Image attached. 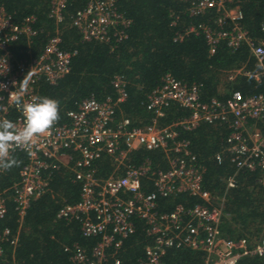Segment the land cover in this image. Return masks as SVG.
Masks as SVG:
<instances>
[{
	"label": "built area",
	"instance_id": "built-area-1",
	"mask_svg": "<svg viewBox=\"0 0 264 264\" xmlns=\"http://www.w3.org/2000/svg\"><path fill=\"white\" fill-rule=\"evenodd\" d=\"M118 1L87 0L84 8L70 17V25L79 31L83 41L119 42L125 38L130 21L118 12ZM183 1L188 3L190 16H209L211 23L191 25L185 35L202 33L210 55L222 42L232 52L240 47L249 50L255 69L228 71L226 82H233L237 75L250 76L257 83L264 81V2L262 35L254 38L241 25L240 3L251 0ZM67 3L68 0H49L48 15L56 24L64 20ZM35 20L34 16H28L17 24L0 8V84L6 86L0 90V120L15 111L14 122L18 125L24 120L13 102L20 91L19 82L30 72V83L22 97L28 101L38 96L41 80L53 85L68 74L75 55L61 49V38L56 32L37 57L13 59L10 44L21 36L31 41L37 35ZM183 36L175 40H182ZM112 86L117 93L115 101L109 97L103 101L82 100L75 110L66 113L68 121L56 124L40 136L31 151L14 152L24 153L26 160L18 179L0 191V221L7 214L10 195L22 222L32 201L47 191L52 172L64 167L79 183L80 195L76 203L63 204L56 218L77 222L86 239L97 238L89 249L77 244L72 248L66 246L69 264H106L109 258L113 264H120L116 254L123 241L135 232L136 221L143 223L150 240L140 264H166L164 256L169 249L199 254L200 264H241L246 258H264V235L240 239L223 236L220 226L228 218L225 194L216 196L202 188L203 169L190 151L189 141L180 137L181 130L191 131L201 124L224 125L228 135L215 160L221 164L226 159L236 166V172L225 181L226 190L235 187L236 174L242 169L258 172L255 183L264 189V128L259 126L264 121V93L243 96L232 90L225 102L212 99L203 103L196 85L188 86L166 74L161 85L148 95L146 108L160 117L163 108L178 104L188 110V117L166 126H157L154 119L151 125L130 127L128 119L118 123L114 120L117 103L127 97L126 82L115 76ZM136 151L161 153L167 168L153 167L148 158L135 163L132 155ZM102 158H107L112 168L104 178L98 177L93 167ZM3 172L0 169V175ZM148 185H152L153 192L147 193ZM181 194L196 197L201 203L179 205L169 212L159 209L157 196L173 198ZM18 234L17 231L13 235L9 228L0 230V264H18L15 259Z\"/></svg>",
	"mask_w": 264,
	"mask_h": 264
},
{
	"label": "trees",
	"instance_id": "trees-1",
	"mask_svg": "<svg viewBox=\"0 0 264 264\" xmlns=\"http://www.w3.org/2000/svg\"><path fill=\"white\" fill-rule=\"evenodd\" d=\"M264 0L241 1L243 13L241 25L249 34L258 38L262 19ZM87 0H68L64 20L56 24L49 18V0H0L2 7L17 24L25 17L34 16L37 35L29 41L21 36L10 44L9 50L16 61L37 57L47 40L58 32L61 49L75 52L70 71L55 84L40 81L37 94L60 101V119L57 124L68 121L66 113L75 110L78 104L88 98L103 101L117 99L112 86L115 76L123 77L126 82L127 97L118 102L115 123L128 119L130 127H144L156 120L157 126H166L179 119L187 118L189 112L178 104L163 108L162 116L156 117L146 108L148 95L159 87L162 78L170 74L180 82L199 88L203 103L212 99L225 102L229 91L237 90L243 96L264 93V81L257 83L250 76L237 75L233 82L225 81V73L244 68L255 69L254 61L246 47L230 51L225 43L209 54L208 44L202 33L185 31L191 25L211 23L209 16L193 17L187 11L188 3L183 0H119L118 12L129 26L125 38L110 44L96 40L83 41L79 31L70 25V17L84 8ZM175 21V24H172ZM182 40H175L179 35ZM1 53V51H0ZM30 55H29V54ZM15 111H10L5 119L14 122ZM264 128V121L259 123ZM183 139L189 141L190 151L197 164L203 169L202 188L213 195L225 194V213L228 218L220 226L224 237L240 239L245 236L264 235V189L256 185L258 172L240 170L236 174L235 187L226 190V179L236 172V166L224 159L221 164L215 160L228 135L224 125L201 124L191 131L181 130ZM21 161L0 175V191L18 179L19 171L26 160L22 152L13 154ZM135 163L148 158L153 167L166 169L163 155L158 152L133 153ZM98 177H107L111 164L107 158L95 162ZM147 193L153 192L152 185L146 187ZM80 185L74 180L73 173L61 167L52 172L47 191L32 201L25 216L20 221L10 195L7 199V214L0 221V230L9 228L14 235L17 231L18 242L15 259L18 264H69V254L64 251L68 246L77 244L89 249L97 238L86 239L82 236L77 222L56 218L63 204L79 200ZM159 209L169 212L176 206H191L201 203L196 197L185 194L176 197L157 196ZM150 240L146 237L143 223L136 221L135 232L123 241L116 257L120 264H140L144 259V249ZM200 255L185 249H169L164 256L166 264H200ZM106 264H113L109 258ZM241 264H264V258H246Z\"/></svg>",
	"mask_w": 264,
	"mask_h": 264
},
{
	"label": "clouds",
	"instance_id": "clouds-1",
	"mask_svg": "<svg viewBox=\"0 0 264 264\" xmlns=\"http://www.w3.org/2000/svg\"><path fill=\"white\" fill-rule=\"evenodd\" d=\"M19 83L20 91L13 102L24 117L22 125L9 119L0 120V169L5 171L19 167L21 161L13 155L17 149L31 151L38 138L50 132L60 119L59 100L40 96L28 101L22 98L30 83V72ZM5 87L0 84V90Z\"/></svg>",
	"mask_w": 264,
	"mask_h": 264
}]
</instances>
